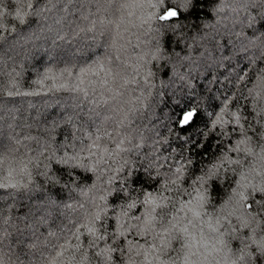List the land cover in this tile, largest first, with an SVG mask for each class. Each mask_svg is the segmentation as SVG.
Wrapping results in <instances>:
<instances>
[{
    "label": "clouds",
    "instance_id": "9594fccd",
    "mask_svg": "<svg viewBox=\"0 0 264 264\" xmlns=\"http://www.w3.org/2000/svg\"><path fill=\"white\" fill-rule=\"evenodd\" d=\"M0 264H264V0H0Z\"/></svg>",
    "mask_w": 264,
    "mask_h": 264
},
{
    "label": "trees",
    "instance_id": "16d2710c",
    "mask_svg": "<svg viewBox=\"0 0 264 264\" xmlns=\"http://www.w3.org/2000/svg\"><path fill=\"white\" fill-rule=\"evenodd\" d=\"M217 71L218 72H224V65H221L218 70H215L211 73V79H215ZM229 74H230V72H229ZM170 75H171V72H170ZM201 75H203V73H201ZM225 79H227V75L221 76V83H223V81ZM204 83L208 87V89L211 90V83L209 81H205ZM217 99L219 100V97H217ZM201 107L202 108L204 107L203 103H201ZM185 108H186L185 105L174 106L170 110V117L173 118V121H172L173 126L177 128L180 135L190 136V132L188 130V127L187 126L181 127V126H179V123H178L183 117ZM165 115H167V113H165ZM200 115H201L200 113H197L196 116H194V120L197 119V117H199ZM196 127H203V125L200 123H197Z\"/></svg>",
    "mask_w": 264,
    "mask_h": 264
},
{
    "label": "snow or ice",
    "instance_id": "6c2138e0",
    "mask_svg": "<svg viewBox=\"0 0 264 264\" xmlns=\"http://www.w3.org/2000/svg\"><path fill=\"white\" fill-rule=\"evenodd\" d=\"M169 15H174V13H169ZM190 117H191V113H189L188 115H186V116L184 117V122L186 123L187 120L190 119Z\"/></svg>",
    "mask_w": 264,
    "mask_h": 264
}]
</instances>
